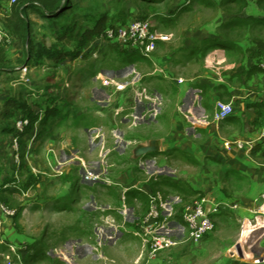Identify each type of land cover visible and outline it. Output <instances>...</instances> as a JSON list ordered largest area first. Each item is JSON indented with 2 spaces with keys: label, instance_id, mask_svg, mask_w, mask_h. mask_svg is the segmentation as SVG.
Masks as SVG:
<instances>
[{
  "label": "crops",
  "instance_id": "obj_1",
  "mask_svg": "<svg viewBox=\"0 0 264 264\" xmlns=\"http://www.w3.org/2000/svg\"><path fill=\"white\" fill-rule=\"evenodd\" d=\"M256 1H249L246 7L239 8L235 2L229 3L227 0H207L206 3L196 0L205 6L224 8L226 12L222 14V19L221 16L215 18V22L219 18V28L224 35L221 40L211 35L207 40L197 42L191 55L189 46L178 48L176 51L180 54L177 55L176 51L167 49L158 57L160 61L157 65L151 55L158 61L160 46L166 44L158 41V46L149 58H145L144 63L137 62L131 66V58L139 53L124 49L126 56H129L128 69H132L135 76L132 80L144 87L141 91L151 92H146L140 98L136 97L129 83L116 81L112 77L110 80L125 84L126 88L116 91L113 85L104 86L105 79L101 82L102 86H98L96 77L98 79L103 71L102 65L87 83H72L74 88L66 93L65 90H57L64 93H58L50 102L51 108L56 107L50 115L54 123L35 130L40 128V133L48 131L45 134L57 131V120L65 111L58 106L60 101L70 99L75 104L76 114L94 109L100 118L111 123V143L106 146L113 153L112 170L107 177L110 184L100 183L99 187V183L85 181L83 169L80 170L82 177L73 174L71 181L77 182V190L82 186L81 193L88 201L80 207L81 216L75 219V223L67 219L68 222L60 225L63 229L56 226V216L67 218L72 211L60 208L57 203L67 198L72 184L65 182L64 192L51 196L46 202L38 200L39 204L36 203L33 208L34 222L46 224L44 220L48 211L49 224L56 226L54 232L57 228L58 231L62 230L57 235L62 244L59 250L49 248L48 252L44 243L35 245L29 249L26 263L31 264L29 259L35 257L32 264H206L197 260L195 251L198 249L191 251L187 244L163 251L155 259H148L147 247L136 234V224L148 212L149 196L156 194L171 209V235L181 239L187 236L181 218L185 204L198 197H206L213 204L224 206L219 207L214 216L216 220L222 219L221 226L217 228L214 224L212 233L216 232L217 237L213 240L221 242L225 249L208 264H228L232 260L229 251L240 237L241 226L252 220L256 200L264 194L262 153L249 158L243 151L226 150L224 147L225 141L253 142L256 147L260 143L259 135L264 131V69L257 64V58L248 57V50L257 52L254 42L246 45V41L241 43L233 39L244 35L246 39L251 35L253 39L264 40V7L259 8ZM202 49H206L204 53ZM200 54L215 57L207 63V59H200ZM145 67L147 69L143 72ZM79 72L75 76L80 75ZM78 100L82 107L77 106ZM218 101L230 103L233 112L227 119L215 124L214 113ZM97 135L91 138L89 134L88 157H91L88 163L96 162L99 168L96 146L101 141H92ZM64 145L66 148L71 146L68 143ZM105 188L109 190L105 191ZM89 203L92 208L86 209L84 205ZM22 214L18 225L22 223ZM90 215L94 216V221L89 219L92 218ZM226 218L235 220L239 226L234 227ZM14 225L13 220L4 219L5 237L9 241L27 243L30 238L16 233ZM229 228L234 233L230 234ZM208 241L203 242L207 244ZM3 252L4 248L0 246V262ZM262 254L264 256V241Z\"/></svg>",
  "mask_w": 264,
  "mask_h": 264
},
{
  "label": "rangeland",
  "instance_id": "obj_2",
  "mask_svg": "<svg viewBox=\"0 0 264 264\" xmlns=\"http://www.w3.org/2000/svg\"><path fill=\"white\" fill-rule=\"evenodd\" d=\"M195 1L196 0H175L174 2V0H165L164 3L158 4L155 1L147 3L144 0H70L71 10L68 11L66 19H41L33 13H29L28 18L31 22L30 38L33 47L42 45L45 48H51L56 46L60 51L62 50L65 54H68V58L62 59L59 64L48 60H44L43 62H40V60L36 61L35 48L32 51L33 59L28 65L24 66L26 45L24 42L10 37L3 26L6 17L10 15V10L14 3L12 0H0V30L7 37H4L3 44L5 46L9 66L14 69L12 73H2L0 75V185L6 179H15L19 184H14L19 190L20 184L25 180L28 172H31L40 181L39 184L33 186L29 190H21L19 194L16 195H12L9 193L10 191L3 190L0 186V204L5 206L8 210L14 211L15 214L19 212H21V214L23 213L21 218L22 223L18 225L16 222L13 229L15 232L17 231L16 233L29 237L30 240L27 243L9 241L5 237V232L2 234V237L7 242L13 243L19 248L20 253L22 252V256L24 257L25 264H28L26 263V256L30 251L29 247L32 245L35 246L44 243L46 245V252H48L49 248L59 250L61 247L60 244L62 243L59 242L57 235L59 236L62 230L58 231L57 228L55 233V227L57 225H64L68 220L74 222L78 216H81L79 214L81 210L80 207L88 201V198H85V196L83 198L81 193L82 186L80 190H77V182L73 183V181H71L73 180V174H75V177H79V175H82L80 170L83 169L85 172L83 174V177L86 179L85 181H93V184L99 183V187L101 186L100 183H104L105 185L109 183L107 177L112 170L111 156L113 153L111 148L108 150L106 146H110L111 143L109 139V137L112 136L109 133V125L111 123L110 121L107 122V120L100 118L94 109L85 113L76 114L75 104H73L70 99L67 101H60L58 106L60 105L61 108L63 107L65 111L63 116L57 120V122H59L56 129L57 131L51 134H45L48 131L40 133L42 128H39L38 131L34 129L33 132L21 138L20 150L16 153L14 150L13 135L3 132V128L11 129L15 133V123L21 115L17 112L16 116L13 118H7L5 113L7 109L10 108L6 106V103L12 99H17L19 101L25 100L32 108H35L36 111H42L41 109H45L47 106V101L54 99L58 93L61 95L64 93L59 92L61 89L62 91L65 90L66 93L70 88H74L73 84L81 85L79 81L87 83L90 77L100 69V65H102L103 71L100 72L98 79L96 77L97 85L99 84L98 86H102L101 82L105 79V81L113 85L114 90L117 91L113 84L116 82L110 80V77L122 83L132 82L135 76L132 69H128V61L123 60L127 59L124 53L125 50L106 41L103 34L108 28L126 27L134 20H148L152 24L156 37L160 39L159 41L166 43L160 46L161 49H159L157 55L158 61L154 59V55H151V59H153V62L157 65H159L160 61L158 57L162 56L167 49L176 51L180 47L189 46V48H191L189 50V55H191L193 53L192 48L197 45V42L207 40L211 35L217 36L220 40L223 39L224 32L219 28V18L217 22H215V18L221 16L220 18L222 19L223 13L226 12L223 10L224 8L205 6L202 2ZM179 4L186 6V10H181L177 13L176 9L179 7ZM173 10L174 13L176 12L177 14L174 15L173 18H170L169 12H173ZM103 18L105 20L101 22L102 30L104 31L103 34L94 38L87 47L81 49L78 57L74 58L73 55L77 50V44L68 39L60 40V30L63 29V27H69L73 23H76V33L81 34L87 29L92 30L94 24L100 22ZM159 18H161L163 22L158 20ZM244 37H234L233 39H237V42L241 41V43L246 41V45H250L251 42L254 41L251 35L246 39ZM208 44L211 45L213 43L208 42ZM205 50L206 49H202V53H204ZM177 54L180 53L176 51V55ZM204 55L205 54H203L200 59H207L205 60L207 63L210 58L212 60V58L215 57L214 55H205L206 57L204 58ZM131 60V66L137 64V62L144 63L146 61L145 58L141 57L139 54L133 56ZM25 67L27 71L24 72L22 69ZM146 69L145 67L143 72H145ZM77 72H79L80 75L75 76ZM158 74L163 75L161 72H158ZM105 81H103V85ZM60 84L64 88H61ZM109 88L110 90L112 89L111 86ZM142 88L144 87L139 84V91H141ZM57 90L59 91L57 92ZM146 92L147 94L151 93L149 90ZM76 103L79 107L83 106L79 100ZM86 110L89 109L86 108ZM54 121L55 120L49 118L44 127L50 126ZM101 126H104V128ZM51 131H53V129H51ZM96 133H98V135L95 136L92 141H101V144L99 143L96 146V160H98L100 164L99 168L96 162L88 163V160H90L89 157H91H88V153L90 152V150L88 151L89 134L92 138ZM49 137L51 140H49ZM64 143L70 144L72 150L71 146L66 148ZM103 144L105 145L104 148ZM15 155H18V160L15 159ZM22 160L23 166L20 165ZM97 169H100L99 172ZM65 182L72 184L70 188L72 190L68 192L69 195L67 198L61 199L57 205L60 208H67L66 211L70 210L72 213L67 215V218H59L57 215L56 226L54 223L55 227H53L49 224V212L47 211V217H45L44 220L47 221L46 224H36L33 220V208L36 206V203L39 204L38 200L46 202L51 196L59 192H64ZM97 188L98 187H96V189ZM108 190L109 188H105V191ZM82 199L83 201L81 202ZM84 207L86 209L92 208L90 203L84 205ZM256 208L257 206L255 209ZM76 211H78V215ZM54 215L55 214L52 215V219ZM63 216L64 215H62V217ZM89 217L92 216L90 215ZM93 217L89 219L94 221ZM12 219L8 220L11 221ZM226 219L230 220L228 218ZM221 221L222 219L218 218L216 220L215 217L213 218V222L217 228H220ZM91 223V225H93V222ZM230 223L234 227L239 226L235 220H230ZM232 230L233 229H230L228 232L230 234L234 233V230ZM218 231L219 229H217V233ZM215 233H210L203 238L201 242L207 239L210 240L207 244L205 242L202 244L200 242L197 245L187 244V247L190 248L191 251L198 249L195 251V254L199 258H197V260L201 263H210L214 256L220 254L219 252L225 249V245L219 241L213 240L217 237ZM50 243H52L51 246H49ZM208 246L211 248L209 249ZM34 260L35 257H31L29 263L31 262L32 264Z\"/></svg>",
  "mask_w": 264,
  "mask_h": 264
},
{
  "label": "built area",
  "instance_id": "obj_3",
  "mask_svg": "<svg viewBox=\"0 0 264 264\" xmlns=\"http://www.w3.org/2000/svg\"><path fill=\"white\" fill-rule=\"evenodd\" d=\"M12 2L15 3L16 0H12ZM4 37H6V35L0 30L1 42ZM103 37L106 41L119 46L121 49L123 48L138 52L144 58L150 57L156 47V43L160 40L156 37L152 25L148 20H134L126 27L108 28L104 32ZM260 67L264 69V63H261ZM22 70L24 72L27 71L26 67ZM109 84L108 81L104 82L105 86H108ZM113 84L118 91L127 86L119 83ZM129 86H131L138 98L146 93L144 89L139 91V84L134 81L130 82ZM144 98L148 99L147 97ZM232 112L233 109L230 103L218 101L214 113L215 124H219L227 119ZM26 125L27 120L19 119L15 123V129L17 132H21ZM259 141L264 144V131L260 133ZM13 144L14 150L18 153V143L16 139H13ZM224 147L226 150L235 149L243 151L247 157L251 158V152L255 145L253 142L225 141ZM15 159L18 160V155H15ZM256 203L257 208L252 212L253 218L248 222L250 231L246 237L245 244L254 252L262 253V243L264 241V194L256 200ZM219 207L224 208V206L213 204L206 197H198L185 204L181 212V218L185 225L187 236L184 239H181L171 235L172 230L169 228L171 209L168 208L166 201H164L158 194L150 195L148 212L136 224V234L142 239L147 247L148 259H155L159 253L178 247L184 243L193 245L199 244L205 236L213 232L215 227L213 218L217 214ZM232 208L235 207L233 206ZM164 213H167V215ZM14 216V211H10L0 204V246L4 248L0 264H25L24 257L22 256V252L20 253L19 248L13 243L7 242L2 237V234L4 233V219H12ZM242 231L243 225L241 226L240 236ZM237 246V243H235L232 250L229 251V258L247 263L246 261H243V255L237 254ZM249 264H264V258Z\"/></svg>",
  "mask_w": 264,
  "mask_h": 264
},
{
  "label": "trees",
  "instance_id": "obj_4",
  "mask_svg": "<svg viewBox=\"0 0 264 264\" xmlns=\"http://www.w3.org/2000/svg\"><path fill=\"white\" fill-rule=\"evenodd\" d=\"M145 2H152L155 1L156 3H164L165 0H144ZM205 3L207 0H203ZM229 3L235 2L239 8H243L247 6V3L252 0H227ZM256 5L259 8L264 7V0H257ZM70 0H16V2L12 5L10 10V15L6 17L5 23L3 24L4 28L6 29L7 34L10 37L16 38L26 45V55L24 57L25 65H28L29 62L33 59V49L36 48L35 53V60H40V62H43L44 60L59 62L62 59H67L68 54H65L62 50L60 51L56 46H53L51 48H45L42 45H39L37 47H33L31 42V22L29 21L28 15L29 13L35 14L38 18L41 19H48V20H61L67 18L68 11L71 10L70 7ZM181 10H186V6L181 5L177 12ZM170 15L174 14L173 12H169ZM74 16V15H73ZM142 20V19H138ZM104 18L94 24V27L92 30H85L81 34L76 33V23H73L69 27H63V29L59 32V39L64 40L68 39L69 41H73L77 44V50L75 54L73 55L74 58H77L79 53L81 52V49L84 47H87L88 44L97 36L100 34H103L102 30V24L101 22H104ZM254 45L257 49V52H251L248 50L249 58H257V64L260 66V63H264V40L262 39H254ZM221 44H223V41H220ZM220 45L219 43H217ZM247 54V51L246 53ZM129 57V56H128ZM127 59H123L125 61H128ZM73 58V57H72ZM23 62V63H24ZM39 63V62H38ZM40 64V63H39ZM14 69L9 66V61L6 57L5 52V46L3 44V41H0V75L2 73H12ZM50 102H53L52 99L47 101V106L45 109L35 110V108H32L25 100H17L12 99L6 103V106L10 109H7L6 116L7 118H13L16 116L17 112L21 115L19 119L27 120V125L24 126L23 130L21 132L3 128V132L12 134L13 139H16L18 143V151L20 150L21 146V138L25 135H28L29 133L33 132L34 129L37 127L45 128L44 125L48 122V119L50 118V115L53 114L52 111L55 110V108H51L49 105ZM37 107V105H36ZM51 112V113H50ZM43 114V115H42ZM42 115V116H41ZM18 119V120H19ZM16 130V129H15ZM262 153V158L264 160V144L259 143L254 147V149L251 152V157H255L258 153ZM23 166V160L20 164ZM21 168V167H20ZM39 179L34 176L31 172H28L25 180L20 184L19 190L16 188L14 183H18L15 179L12 180L6 179L3 181V183L0 185L3 190L10 191L12 195L19 194L21 190H29L33 186L39 184ZM19 184V183H18ZM21 212L18 214H15L13 217L14 224L17 222V220L20 217ZM34 245L30 246L29 249H33ZM228 264H249L245 262H240L237 260L230 261Z\"/></svg>",
  "mask_w": 264,
  "mask_h": 264
},
{
  "label": "bare ground",
  "instance_id": "obj_5",
  "mask_svg": "<svg viewBox=\"0 0 264 264\" xmlns=\"http://www.w3.org/2000/svg\"><path fill=\"white\" fill-rule=\"evenodd\" d=\"M249 224L246 223L243 226V231L241 236L239 237V239H237L235 242H237V246L236 250H237V254L238 255H243V261H246L247 263H254L257 262L261 259L264 258L263 254L260 253H256L253 250L250 249V247L246 246L245 242H246V237L249 233Z\"/></svg>",
  "mask_w": 264,
  "mask_h": 264
}]
</instances>
